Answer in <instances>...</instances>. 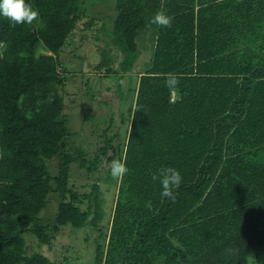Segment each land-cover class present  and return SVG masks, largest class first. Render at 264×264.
<instances>
[{
  "label": "trees",
  "instance_id": "16d2710c",
  "mask_svg": "<svg viewBox=\"0 0 264 264\" xmlns=\"http://www.w3.org/2000/svg\"><path fill=\"white\" fill-rule=\"evenodd\" d=\"M103 1L115 14L96 68L127 78L117 91L128 99L123 120L102 121L93 157L70 145L59 88L61 53L100 2L27 0L40 14L31 25L0 15V264H66L28 255L24 239L49 248L65 228L99 232L92 264H264V0ZM157 11L171 27L152 23ZM169 74L179 78L174 89ZM114 160L128 173L102 179ZM75 164L114 187L107 224L102 183L76 184ZM161 167L183 177L174 200L151 179ZM52 192L48 224L40 214Z\"/></svg>",
  "mask_w": 264,
  "mask_h": 264
},
{
  "label": "rangeland",
  "instance_id": "374dc122",
  "mask_svg": "<svg viewBox=\"0 0 264 264\" xmlns=\"http://www.w3.org/2000/svg\"><path fill=\"white\" fill-rule=\"evenodd\" d=\"M95 1L100 3L90 7L91 13L78 23L75 32L70 36L61 53L66 67L67 81L63 88H59V92L64 96V112L68 118V128L75 133L70 139V145L73 147L81 145L87 148L90 157H93L94 151L105 142L101 135L102 128L105 126L103 122L110 121L112 116L117 122L123 120L124 114H119V112L126 110L124 105H127L128 99L126 90L123 89L124 92L117 91L119 82L122 87L127 86V78L124 77L118 82L116 79L105 77L104 72L96 68L102 58L103 49L108 50L109 44H111L105 27L111 28L115 13L110 2ZM83 2L86 5L92 3L93 0H83ZM92 18L95 19L94 22L90 21ZM89 21L90 25L87 26ZM104 23H106L105 27ZM146 55L148 56L149 53ZM121 93L123 101L119 98ZM86 115L93 116L95 119L86 120ZM58 161L59 159L56 157L48 162V167L53 175L57 174ZM110 166L111 164L106 166L102 173V179H104L103 175L109 179ZM72 173L73 180L78 185L90 184L99 180L98 173L89 175L86 170L77 168L76 164L72 166ZM112 180L114 179L112 178ZM99 182L102 183L108 210V216L103 224H107L114 206L115 191L110 183L104 182V180H99ZM80 189L87 191L89 187H80ZM58 200L56 193L52 192L49 195V203L40 214L45 223L53 224L55 222ZM98 235L97 230L76 231L65 228L58 234L56 244L47 248V245L39 243L36 236L25 233V250L28 255L36 252H48L49 259L55 262L65 261L68 264L73 258V264H92L95 252L93 238ZM86 236H88V240L85 239ZM77 252L80 253V256L76 255ZM249 264L256 263L251 259Z\"/></svg>",
  "mask_w": 264,
  "mask_h": 264
},
{
  "label": "clouds",
  "instance_id": "9594fccd",
  "mask_svg": "<svg viewBox=\"0 0 264 264\" xmlns=\"http://www.w3.org/2000/svg\"><path fill=\"white\" fill-rule=\"evenodd\" d=\"M0 15L7 18L13 25L33 24L39 19V11L35 9L27 0H0ZM152 23L161 27H171L172 17L163 11H157L152 19ZM179 85V78L174 74H169L165 78V87L174 89ZM111 176L113 179H121L128 173L126 163L122 160H114L111 163ZM151 179L159 181L161 185V197L170 200L175 199V190L182 182V175L174 167H161L157 172L152 173ZM149 209L152 207L151 201L146 204Z\"/></svg>",
  "mask_w": 264,
  "mask_h": 264
}]
</instances>
